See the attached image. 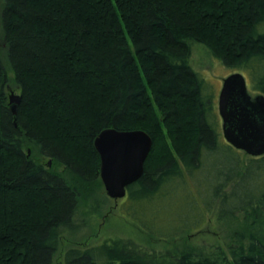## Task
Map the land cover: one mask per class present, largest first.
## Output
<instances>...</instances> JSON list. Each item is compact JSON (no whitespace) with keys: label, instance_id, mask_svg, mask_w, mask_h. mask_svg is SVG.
Returning a JSON list of instances; mask_svg holds the SVG:
<instances>
[{"label":"trees","instance_id":"trees-1","mask_svg":"<svg viewBox=\"0 0 264 264\" xmlns=\"http://www.w3.org/2000/svg\"><path fill=\"white\" fill-rule=\"evenodd\" d=\"M0 20L21 94L13 114L0 56V264H54L80 202L103 185L93 140L107 127L152 138L122 208L143 231L137 216L151 209L176 210L162 239L201 226L215 203L217 223L242 220L225 247L168 253L110 238L68 247L64 264H264V236L243 227L264 229V154L222 138L189 64L191 43H202L264 96V0H0Z\"/></svg>","mask_w":264,"mask_h":264},{"label":"rangeland","instance_id":"rangeland-1","mask_svg":"<svg viewBox=\"0 0 264 264\" xmlns=\"http://www.w3.org/2000/svg\"><path fill=\"white\" fill-rule=\"evenodd\" d=\"M1 33L0 20V45L3 48L4 44L2 42ZM0 56L10 77L7 94L11 91L15 94H20L19 87L12 80L13 74L10 71L5 51L3 49L0 52ZM189 64L204 82L207 93L209 94L210 100L215 108L219 121V132L222 136L221 118L217 111V100L224 78L230 73L241 72L245 77L247 89L252 99L257 96L259 92L252 89L251 80L247 72L226 67L219 59L212 56L207 47L202 43H191ZM41 161L45 164L49 161V158L43 157ZM51 165L50 162L47 167H51ZM188 190L189 193L196 200L201 201L202 206H204L198 194L197 184L191 179L188 181ZM90 195H92L90 199L80 202V210L82 214H79L78 218L81 219V222L78 221V224L80 225L77 228L76 233H65L61 237L60 247L54 258V264H64V252L70 246H91L110 238H120L125 241H131L148 250L168 253L180 251L185 243L190 245H205L207 247L210 245H221L225 247L228 242L229 233L232 229H235V225L240 224V221L242 220L240 216L238 217L239 219L237 218L234 221L217 223V203H215L212 210L206 211L205 220L201 226H199V223L193 231L186 233L179 232L178 235L173 238L162 239L161 236L170 232L172 225L167 222V217L175 212V209H169L165 213H155V209H151V211H139V215L137 216L139 221L150 227L149 229L151 232H145L139 227V223L136 219L132 216L130 217L129 214L122 210L127 204L124 197L118 200L108 197L101 184H99L98 188L95 191H92ZM182 204L183 202H178L175 206L179 208ZM152 215H154V217H152ZM248 222L249 221L246 222L244 220L243 227H246L245 229H248L251 233L258 236H264V229L260 225L252 227L248 225ZM237 228H239V226Z\"/></svg>","mask_w":264,"mask_h":264},{"label":"water","instance_id":"water-1","mask_svg":"<svg viewBox=\"0 0 264 264\" xmlns=\"http://www.w3.org/2000/svg\"><path fill=\"white\" fill-rule=\"evenodd\" d=\"M21 94L12 91L8 102L13 114ZM217 111L221 118L224 140L251 156L264 154V96H250L241 72L224 78L218 93ZM99 155V176L108 197L118 200L126 195L127 186L137 181L152 147V138L143 130L102 129L93 140Z\"/></svg>","mask_w":264,"mask_h":264},{"label":"flooded vegetation","instance_id":"flooded-vegetation-1","mask_svg":"<svg viewBox=\"0 0 264 264\" xmlns=\"http://www.w3.org/2000/svg\"><path fill=\"white\" fill-rule=\"evenodd\" d=\"M50 162V161H49Z\"/></svg>","mask_w":264,"mask_h":264}]
</instances>
